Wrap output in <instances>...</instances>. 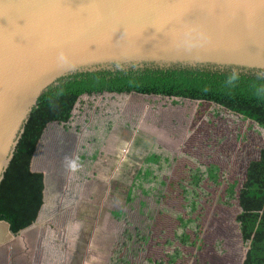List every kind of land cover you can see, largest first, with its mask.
<instances>
[{
    "label": "rangeland",
    "instance_id": "rangeland-1",
    "mask_svg": "<svg viewBox=\"0 0 264 264\" xmlns=\"http://www.w3.org/2000/svg\"><path fill=\"white\" fill-rule=\"evenodd\" d=\"M262 148L263 127L211 101L84 94L38 142L31 165L49 180L44 203L19 248L2 230L0 264H242L240 189ZM138 173L133 198L119 204L125 190L114 185Z\"/></svg>",
    "mask_w": 264,
    "mask_h": 264
},
{
    "label": "water",
    "instance_id": "water-1",
    "mask_svg": "<svg viewBox=\"0 0 264 264\" xmlns=\"http://www.w3.org/2000/svg\"><path fill=\"white\" fill-rule=\"evenodd\" d=\"M144 65L264 72V0H0V182L51 83Z\"/></svg>",
    "mask_w": 264,
    "mask_h": 264
},
{
    "label": "trees",
    "instance_id": "trees-1",
    "mask_svg": "<svg viewBox=\"0 0 264 264\" xmlns=\"http://www.w3.org/2000/svg\"><path fill=\"white\" fill-rule=\"evenodd\" d=\"M103 92H138L211 101L252 119L264 128V72L144 65L63 75L40 95L0 182V220L7 221L13 233L18 234L32 225L44 203V173L33 170L31 164L45 128L52 121H70L75 104L82 95ZM96 156L97 152L92 158ZM147 160L161 161L156 154L149 155ZM207 173L217 179L218 167L208 166ZM141 178V173H138L129 187L114 185L113 190H125L126 195L118 196L119 204L124 205L125 199L133 198V187ZM194 179L193 182L197 183L200 175L194 174ZM234 186L229 187L231 193ZM240 205L237 221L243 241L248 246L242 264H264V148L259 158L248 164L246 179L240 189ZM112 213L120 216L123 212L113 208ZM185 236L189 240L190 234Z\"/></svg>",
    "mask_w": 264,
    "mask_h": 264
},
{
    "label": "crops",
    "instance_id": "crops-1",
    "mask_svg": "<svg viewBox=\"0 0 264 264\" xmlns=\"http://www.w3.org/2000/svg\"><path fill=\"white\" fill-rule=\"evenodd\" d=\"M32 161H33V159H32ZM31 168L33 169V170H35V171H41L40 169H35V168H33V166L31 165ZM44 181H45V186H47V179H46V177H44ZM49 181V180H48ZM45 189H46V187H45ZM4 225L3 226V229H0V234H1V232H2V230H3V232H4V234H6V236H8V237H10L11 236V243H12V246H16L17 247V245L19 246V244H17V243H20V239L18 238V234L16 235L15 233H13L11 230H10V227H9V223L7 222V221H4V220H0V225ZM31 226V225H30ZM29 226V227H30ZM6 229H5V228ZM22 231V230H21ZM4 240H6V239H4ZM4 240H3V237H0V248L1 247H6V246H4ZM13 241V242H12ZM12 246H10V247H12ZM15 247V248H16ZM17 248H19V247H17ZM3 250V249H2ZM4 252H5V250H4ZM12 253V252H11ZM14 254H15V252H14ZM10 254L8 253V255H7V253H6V255H5V257H7L8 258V256H9ZM16 256H17V254H15V256L14 255H12V259L13 258H16ZM10 258H11V256H10ZM17 259H19V255H18V257H17ZM11 262H13L14 263V261L13 260H11Z\"/></svg>",
    "mask_w": 264,
    "mask_h": 264
}]
</instances>
